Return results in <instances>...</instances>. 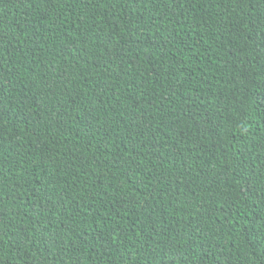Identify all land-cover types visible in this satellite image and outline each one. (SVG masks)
I'll return each mask as SVG.
<instances>
[{
    "label": "trees",
    "instance_id": "16d2710c",
    "mask_svg": "<svg viewBox=\"0 0 264 264\" xmlns=\"http://www.w3.org/2000/svg\"><path fill=\"white\" fill-rule=\"evenodd\" d=\"M0 264H264V0H0Z\"/></svg>",
    "mask_w": 264,
    "mask_h": 264
}]
</instances>
